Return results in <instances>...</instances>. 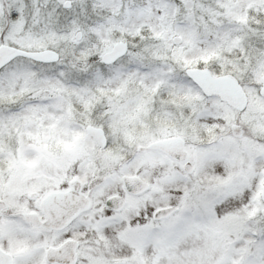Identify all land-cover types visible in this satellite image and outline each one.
Returning <instances> with one entry per match:
<instances>
[{
    "label": "snow or ice",
    "instance_id": "obj_1",
    "mask_svg": "<svg viewBox=\"0 0 264 264\" xmlns=\"http://www.w3.org/2000/svg\"><path fill=\"white\" fill-rule=\"evenodd\" d=\"M0 264H264V0H0Z\"/></svg>",
    "mask_w": 264,
    "mask_h": 264
}]
</instances>
